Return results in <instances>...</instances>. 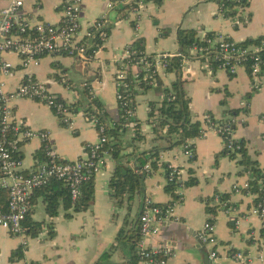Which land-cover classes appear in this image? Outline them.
Masks as SVG:
<instances>
[{"label": "crops", "instance_id": "1", "mask_svg": "<svg viewBox=\"0 0 264 264\" xmlns=\"http://www.w3.org/2000/svg\"><path fill=\"white\" fill-rule=\"evenodd\" d=\"M111 0H83L80 23L84 30L102 15H107L110 25L108 38L90 62L92 68L73 70L75 56L56 53L43 56L37 68L23 69L20 59L14 54H4L3 59L10 61L15 69L10 76L4 77L7 90L13 91L24 81L27 74L45 82L52 93L60 100L73 103L78 100L77 89L90 87L95 97L103 103L107 117V126L116 131V143L120 142L126 159L123 164L138 171L158 160L156 167L142 183L141 193L130 203L119 205L109 192L111 178L118 161L111 157L107 166L95 177V199L93 207L87 212L66 211L63 206L54 218L47 214V205L43 196L36 192L32 198L31 218L35 222L53 224L54 236L48 237L44 230L39 236H28V245L23 238L11 235L0 227V264H142L137 249L132 250L128 240L117 241L119 232L124 229L131 236L139 226V218L145 198L150 197L161 206L169 204L173 196L166 192L167 167H178L185 172V180L194 177L197 184L184 189V199L175 210L178 222H173L150 238L152 247L170 244L176 256L168 264H209L208 250L199 244V232L207 220V205L216 195H228L237 207L231 218L218 212L214 223L216 236L222 246L250 253L253 260L249 263L225 261V264H264V249L251 247V238H258L262 231V222L249 214L253 203L251 198L233 193V186L245 185L247 177L240 174L239 162L242 158L230 159L224 155V144L216 134L209 133L205 138L193 141L195 159L188 160L182 155L181 146L168 149L165 139L166 129L158 127L155 131L158 109L162 107L167 90L177 80L175 73L159 75L161 85L133 88L136 116L132 126L119 124L121 113L117 101L115 77L119 70L117 60L125 58L128 48L138 39L145 41L148 55L178 52L177 31L194 30L199 39L208 34L223 35L233 41L244 43L264 38V0H248L243 14L224 17L218 5L207 0H167L147 5L142 13L139 26L125 20L124 13H107V4ZM66 0H25L23 16L30 22L58 25L63 17ZM5 7L0 0V11ZM161 30H167L166 36ZM189 79L185 90L190 98V115L199 120L203 127V117L210 114L216 120L230 116V111L238 110L245 115V123L235 128V137L244 146L251 161L264 169V67L258 79L260 88L253 91L255 79L246 68H239L235 75L224 70L206 71L202 63L190 61L187 64ZM134 67L132 73L136 74ZM87 82L88 85H85ZM16 118L28 128L48 131L57 154L68 161L81 159L86 148L99 140L98 130L88 121L86 112L75 107L74 129L64 126L53 110L37 101L21 99L13 101ZM155 116H151L153 107ZM138 127V128H137ZM43 142L32 139L25 143L19 152L25 173H31L39 166ZM159 150L158 156L140 166L138 155L147 153L146 158ZM0 198V204H2ZM71 214V218L66 215ZM239 218L236 225L233 218ZM128 218V220H127ZM126 224V225H125ZM200 240V239H199ZM23 247L24 258L15 259L13 255ZM224 250V249H223ZM110 254L109 261H100Z\"/></svg>", "mask_w": 264, "mask_h": 264}, {"label": "built area", "instance_id": "2", "mask_svg": "<svg viewBox=\"0 0 264 264\" xmlns=\"http://www.w3.org/2000/svg\"><path fill=\"white\" fill-rule=\"evenodd\" d=\"M207 1L216 3L220 8L218 0ZM4 2L5 7L0 11V192H7V204L5 208L0 204V227L6 228L13 236L23 238V245L27 246L28 236L24 223L31 213L34 193L54 181H62L68 187L72 201H77L81 196L82 185L95 179L107 166L112 157V150L106 148L110 143L106 135V126H98L96 115L89 114L87 119L95 124L99 140L87 146L86 154L81 159L68 161L57 154L48 131L32 130L16 118L13 101L29 99L45 104L70 130L74 129L76 113L73 103L57 99L48 85L32 73L27 74L15 90H7L3 78L10 76L15 66L4 60L3 56L7 53L16 55L23 69L37 68L43 56L56 53L75 56L85 63H90L96 57L99 42L103 43L108 38L110 25L107 15L104 14L102 19L95 20L84 30L80 23L83 0H66L63 17L58 25L34 24L26 19L22 13L25 0ZM153 2L155 0H111L107 4V13H124L126 21L139 26L144 9ZM245 8L246 6L240 7L239 14H243ZM221 14L225 17L223 12ZM200 43L188 49L186 55L178 52L157 54L152 58V63H148L147 56H143L135 64L138 68L136 74L129 73L127 70L129 65L123 58L117 60L120 67L115 77L117 101L119 109L124 113L126 128L136 124V103L134 93L130 89L129 76L138 82L143 74L142 80L145 84L157 87L158 77L165 71L163 62L167 59L182 58L180 77L184 81L189 79L187 64L190 61L202 63L206 71L224 70L230 75H235L239 68H246L255 79L253 91L259 90L258 79L264 67L262 57L264 38L259 42L245 44L216 34L200 39ZM128 56L130 52L125 55ZM245 118V115H237L218 121L210 114H206L202 121L203 133L195 139L205 138L209 133L216 134L223 141V152L226 157L233 160L242 158L244 146L236 139L235 128L238 124H244ZM35 138L43 142L41 163L33 172L25 173L19 152L25 143ZM195 139L181 145L182 155L190 161L196 156L193 144ZM168 169L170 172L166 173L167 184L173 181L179 183L172 201L161 206L147 197L143 202L138 226L140 236L136 246L142 264H168L169 260L176 256L175 249L169 244L152 247L149 243L150 238L158 235L163 227L179 220L175 216V210L184 199L185 172L178 167L169 166ZM150 170L151 166L147 165L145 171ZM245 176L247 177L245 185L235 184L233 193L253 200L249 214L262 222V231L260 237L251 238V247L260 250L264 249V169L261 168V177L258 180L262 195L250 190V183L254 178L248 173H245ZM210 208L214 209L215 213L208 211ZM236 209L237 207L229 199L224 200L222 195L214 196L207 205V220L199 232V239L202 246L208 250L209 264H225V261L249 263L253 260L250 253L222 246L216 236L214 220L217 213L220 211L231 218ZM233 221L238 225L240 217L233 218Z\"/></svg>", "mask_w": 264, "mask_h": 264}, {"label": "trees", "instance_id": "3", "mask_svg": "<svg viewBox=\"0 0 264 264\" xmlns=\"http://www.w3.org/2000/svg\"><path fill=\"white\" fill-rule=\"evenodd\" d=\"M159 1V0H157ZM220 3V11L225 14V17L238 16V10L240 7L248 6V0H218ZM123 10V9H122ZM169 33L167 30H161V35L166 36ZM214 34H208V36H213ZM262 38H258L256 40L244 42L245 44H250L252 42H259ZM100 46L103 47L104 42H99ZM177 43L179 46L178 53L182 55H186L188 49L193 47L194 45H200V39L197 37V33L194 30H185L179 29L177 31ZM96 49V48H95ZM94 49V50H95ZM128 52H130V56L123 58V61L129 65L127 70L130 74H132L133 68L136 66L140 59L143 56H147L148 63H152L153 57L155 55H148L145 52V41L143 39H138L133 45L128 48ZM264 60V53L262 54ZM163 61V60H162ZM165 66V73H175L177 75V80L172 84L171 90L168 89L167 97L162 105L157 111L159 113V118L157 119V126H155V131L158 132L157 128L166 129V137L165 139L169 142L168 149H171L175 146H181L186 143L188 140L195 139L199 137L203 133L202 123L199 120H193L190 115V98L185 90V81L181 79V65L182 58H172L167 59L163 62ZM120 68V67H119ZM136 68V67H135ZM215 70V69H214ZM143 74L138 79V82L131 76H129L128 81L130 83L131 92L135 86H140L144 89H148L149 86L145 84L142 80ZM159 85H161L160 77H158ZM78 95V100L74 104V107H81L86 109V114H95L98 120L99 125L106 126V135L110 139V143L106 145L108 150H112L111 154L113 159L118 161V165L115 169L114 175L111 178L109 185V192L113 200L116 201L117 204L123 205L124 202L129 203L128 211H131V205L135 198L141 193L142 183L145 179L147 173L142 172L140 170L135 171L125 166L122 162L127 158L122 152L120 142L116 143V131L111 130L107 126V117L106 112L104 110L103 103L100 99L94 96L91 91V88L85 87L81 95ZM153 111L151 112V116H155L156 109L154 106ZM94 108L96 112H94ZM121 118L119 124L123 127L126 124V120L124 118L123 111L120 110ZM232 116H237L240 114L238 110L230 111ZM214 118V117H213ZM215 119V118H214ZM138 128V127H137ZM159 150H156L154 154H151L150 157L146 158L147 153H143L137 156L140 158V166H144L148 162L151 161L150 158H155L158 156ZM40 159L42 155L39 156ZM158 165V160L151 163V166L154 168ZM241 168L240 174L243 175L248 173L254 180L251 181L250 190L255 193H259L262 195V190L258 185V180L261 177V168L254 161H251L246 155V150H242V159L239 162ZM166 172L169 174V169L167 167ZM142 174V175H141ZM197 184V180L194 177H189L187 181L183 183L185 188L193 187ZM179 186L178 182H170L166 185L165 190L167 193L175 196V192L177 187ZM37 194L43 196L44 202L47 205V214L49 217L54 218L58 215L59 209L61 206L68 212L73 211L75 213L79 212H87L89 211L94 204L95 199V181L92 179L82 185L81 188V196L80 198L73 202L70 196V191L68 187L62 181H54L51 185L41 188L37 190ZM0 198L2 202V206L5 208L7 204V192L1 191ZM224 200H230L228 195H222ZM208 211L215 213L214 209H208ZM67 218H71V214L66 215ZM128 220V218H127ZM126 225V224H125ZM24 227L27 230V234L32 237L39 236L44 230L47 232L48 237L52 238L54 236V228L53 224L48 222H35L31 218V214L27 218L24 223ZM139 229L132 233L131 236H126V231L122 229L118 236L117 241L122 239L128 240V243L131 244L132 250H135L139 240ZM24 258V250L21 247L11 258V262L13 263L15 259L21 260ZM110 254H104L100 261H109ZM38 264V263H32Z\"/></svg>", "mask_w": 264, "mask_h": 264}, {"label": "water", "instance_id": "4", "mask_svg": "<svg viewBox=\"0 0 264 264\" xmlns=\"http://www.w3.org/2000/svg\"><path fill=\"white\" fill-rule=\"evenodd\" d=\"M102 18H103V15H102L99 19H102ZM107 20H108V17H107ZM91 68H92V66H91L90 63H85V62H83L80 58H76V61H75V64H74V68H73V70H74V71H75V70H79L80 73L84 70V73L87 74V73L90 71ZM85 85H88L87 82L85 83ZM81 92H82V90L77 89V93H78L79 95H81ZM56 98L59 99L58 96H56ZM82 110L85 112L86 109H83V108H82ZM93 111L96 112V109L94 108ZM139 170L142 172V174L144 173L143 168H139ZM142 174H141V175H142ZM198 242H199L200 245H202L199 239H198ZM168 244H169V243H168ZM169 245H170V244H169ZM209 252H210V251H209Z\"/></svg>", "mask_w": 264, "mask_h": 264}]
</instances>
